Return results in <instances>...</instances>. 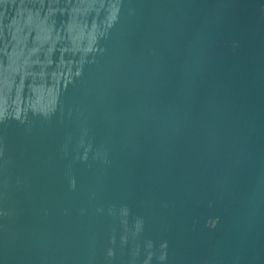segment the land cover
<instances>
[{
    "label": "water",
    "instance_id": "1",
    "mask_svg": "<svg viewBox=\"0 0 264 264\" xmlns=\"http://www.w3.org/2000/svg\"><path fill=\"white\" fill-rule=\"evenodd\" d=\"M0 264H264V0H0Z\"/></svg>",
    "mask_w": 264,
    "mask_h": 264
}]
</instances>
